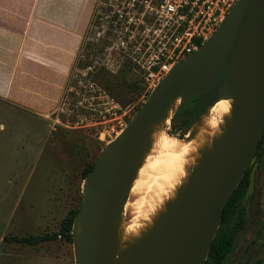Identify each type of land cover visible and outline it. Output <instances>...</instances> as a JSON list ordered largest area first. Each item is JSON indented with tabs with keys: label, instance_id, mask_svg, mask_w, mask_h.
Wrapping results in <instances>:
<instances>
[{
	"label": "rangeland",
	"instance_id": "1",
	"mask_svg": "<svg viewBox=\"0 0 264 264\" xmlns=\"http://www.w3.org/2000/svg\"><path fill=\"white\" fill-rule=\"evenodd\" d=\"M145 5L0 0V264H74L72 244L59 238L5 239L56 232L78 211L86 167L166 74L176 27L155 24ZM150 153L141 149L126 198L148 182ZM258 154L245 223L224 264H264V144ZM237 209L220 235L233 230Z\"/></svg>",
	"mask_w": 264,
	"mask_h": 264
},
{
	"label": "water",
	"instance_id": "2",
	"mask_svg": "<svg viewBox=\"0 0 264 264\" xmlns=\"http://www.w3.org/2000/svg\"><path fill=\"white\" fill-rule=\"evenodd\" d=\"M179 95L178 110L199 97L188 129L222 97L233 99L230 125L192 171L161 224L134 247L132 257L116 259L114 217L126 199L150 126ZM263 132L264 0H237L210 37L152 87L83 178L81 205L71 228L74 264H204L223 208L250 164L243 201L254 191V154ZM78 219L83 231L74 241Z\"/></svg>",
	"mask_w": 264,
	"mask_h": 264
},
{
	"label": "bare ground",
	"instance_id": "3",
	"mask_svg": "<svg viewBox=\"0 0 264 264\" xmlns=\"http://www.w3.org/2000/svg\"><path fill=\"white\" fill-rule=\"evenodd\" d=\"M181 101L180 95L173 98L148 130L146 142L153 161L149 180L131 199L127 196L114 217L112 254L116 259L132 257L134 247L161 224V218L167 208L176 203L192 171L200 165L204 155L214 151V145L222 141L230 125L233 99L222 97L204 110L183 138L170 134V119ZM125 208H128L126 212ZM82 231L78 219L74 225V241Z\"/></svg>",
	"mask_w": 264,
	"mask_h": 264
},
{
	"label": "built area",
	"instance_id": "4",
	"mask_svg": "<svg viewBox=\"0 0 264 264\" xmlns=\"http://www.w3.org/2000/svg\"><path fill=\"white\" fill-rule=\"evenodd\" d=\"M237 0H140L145 10L153 12L155 24L172 25L171 35L177 45L171 56L164 60L161 70L183 60L216 30Z\"/></svg>",
	"mask_w": 264,
	"mask_h": 264
},
{
	"label": "trees",
	"instance_id": "5",
	"mask_svg": "<svg viewBox=\"0 0 264 264\" xmlns=\"http://www.w3.org/2000/svg\"><path fill=\"white\" fill-rule=\"evenodd\" d=\"M199 100V97L187 101L170 119V134L178 133L179 138H183L187 133L189 122L193 111L196 107V104ZM264 144V132L262 138L259 141L258 147L256 149V155L259 149ZM256 158L258 161L259 155ZM94 164L86 167L83 178L87 172L93 167ZM250 166L245 170L243 177L238 183L237 187L229 197L225 207L222 211L220 226L218 227V233L215 234L208 251L207 259L204 264H224V260L233 246V241L235 235L243 228L245 223V206L241 203V200L244 197V194L247 189L248 180H249ZM238 205L237 214L234 222L233 230L227 235H220L219 232L222 229L223 225L229 214L232 212L234 207ZM77 213V210L69 211L64 218L60 221L59 229L53 233H44L41 235H27L22 237L13 236L6 238L8 242H14L16 244L35 246L42 242L52 241L56 239H61L65 242L72 243L71 228L73 219Z\"/></svg>",
	"mask_w": 264,
	"mask_h": 264
},
{
	"label": "flooded vegetation",
	"instance_id": "6",
	"mask_svg": "<svg viewBox=\"0 0 264 264\" xmlns=\"http://www.w3.org/2000/svg\"><path fill=\"white\" fill-rule=\"evenodd\" d=\"M257 155H259L258 152H257ZM257 155H256V151H255V154H254V162H256V163L258 164V165H257V168H256V171H257L258 166H259L258 161H256V158L258 157ZM258 159H259V158H258ZM249 166H250V170H251L252 164H250ZM249 166H248V167H249ZM248 167H247V168H248ZM256 171H255V177H256ZM249 173H250V172H249ZM248 177H249V176H248ZM254 179H255V178H254ZM248 181H249V180H248ZM254 186H255V180H254ZM245 201H246V200H245ZM245 201H243V199H242V200H241V203L244 204Z\"/></svg>",
	"mask_w": 264,
	"mask_h": 264
}]
</instances>
